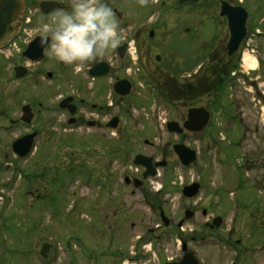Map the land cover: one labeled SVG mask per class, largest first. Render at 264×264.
<instances>
[{"label":"rangeland","instance_id":"1","mask_svg":"<svg viewBox=\"0 0 264 264\" xmlns=\"http://www.w3.org/2000/svg\"><path fill=\"white\" fill-rule=\"evenodd\" d=\"M250 4L253 5L252 1ZM252 5L248 20L249 36L241 58L244 53H250L256 61V70L249 76L238 74L237 79L228 82L220 93V99L211 91L204 101V105L208 104L207 110L212 113L218 110L215 107L217 99L225 110L243 118L240 144L235 145L233 141L219 143L218 138L221 137L215 127L201 137L196 134L180 137L170 134L162 121L177 118L172 111L176 102L152 92L151 87L143 88L137 99L141 108L138 110L137 131H125L120 135L87 130L63 132L61 160L55 165L57 181L50 185L52 196L39 202L44 207L39 222L24 228L17 227L25 220V213H6L10 230L3 234L0 249L3 256L9 258L8 263L70 264V260H74L77 262L74 264H124L126 261L130 264H163L168 258H181L182 244L187 242V236L193 230L199 237L206 238L195 244L196 250L189 248L202 261L201 264H231L236 257L233 249L239 240L248 249L245 254H242L243 250H238L241 256L237 264H264V228H254L248 239L245 234L240 236L253 218L251 220L250 215L242 212V207L236 206L237 201L252 204V207L255 204L264 205V22L261 23L264 1H255ZM218 9V0H204L192 12L207 13L211 17ZM221 34L225 35L224 29ZM8 77L7 62L4 60L0 65V113L11 108ZM192 92L198 91L192 87ZM218 118L221 116L213 114V126ZM2 119L5 117L0 119V125H7L8 122H1ZM255 127L260 129L258 135L255 134ZM230 131L226 130L225 134L230 135ZM15 135H19V131L0 128V147ZM118 137H121L119 144ZM146 140L155 142L156 146L146 145ZM177 142L197 152V161L191 168L180 166L173 152V144ZM138 154L153 156L159 161L164 159L168 163L166 168L159 170L158 179L148 182L147 194L124 186L123 178L119 180L117 175L120 172L121 176L136 177L138 173L133 161ZM234 158L240 161L241 173H245L246 178L240 192L229 194L223 188L224 164L234 162ZM113 168L116 169V177L110 187L117 188L119 197H114L121 200L119 225L110 223L114 217H105L107 198L101 196L108 187L100 178L105 169L110 171ZM7 176L3 174L2 178ZM193 182L199 183L201 190L196 199L187 200L182 196V189ZM160 186L161 191L157 194L155 188ZM19 190L22 191V188ZM133 191L135 195H132ZM195 204H198L195 208L197 214L186 220L183 229H178V224L186 219L185 213L194 210ZM161 210L170 220L166 228L160 220ZM97 211L101 212L100 216ZM203 211L207 213L206 217L202 216ZM256 214L262 217L263 212L258 210ZM217 216L224 219V225L220 230L211 232L205 223ZM160 225L162 227L158 229ZM231 228L233 233L230 236L227 232ZM51 239L55 246L54 258L41 262V257H35L34 252H39L42 242ZM150 245L151 251L147 252ZM106 254L107 257H104Z\"/></svg>","mask_w":264,"mask_h":264},{"label":"flooded vegetation","instance_id":"2","mask_svg":"<svg viewBox=\"0 0 264 264\" xmlns=\"http://www.w3.org/2000/svg\"><path fill=\"white\" fill-rule=\"evenodd\" d=\"M203 1L199 4L188 1L181 5L179 0H104L112 7L119 28L123 30L124 39L116 48L109 50L104 56L96 57L80 72L74 73L72 66L64 65L47 55L45 48L40 45L37 32L45 18L61 7L67 9L70 0H57L47 6L46 4L50 3L47 0H23L24 7L18 18L16 31L6 47L7 56L0 52V65L4 60L7 62L11 106L7 112L0 113V119L5 117L1 122L5 120L9 124H2L0 128L19 131V135H15L10 142L6 141L4 146L0 147V241L3 234L10 230L6 214L10 211L25 213V220L19 222L17 227L24 228L39 222L44 208L39 202L52 196L50 185L57 181L55 165L61 160L63 132L87 130L92 133H111V130L115 129V133L120 135L125 131H137L138 110L141 109L137 99L141 90L149 87L152 92L155 91L158 95L176 102L172 111L177 114V118L170 121H175L182 127L189 110L208 106L204 105L205 98L210 96L209 92H217L216 85H226L237 79L238 74L250 75L251 72H246L239 61L249 36L250 3L252 1L254 5L255 1L264 0H218L219 9L211 17L207 13L192 12L193 9L199 8ZM222 2L234 8L242 7L248 14L247 38L232 56L228 55L227 50L230 30L227 18L221 16ZM189 22L195 24L190 25ZM263 22L264 18L261 19V23ZM223 29L225 35L221 34ZM175 34L177 39L174 42V50H171L169 45L174 41ZM196 61L198 65L192 74L175 75L180 72L187 74L191 63ZM192 87L198 92H192ZM221 91L222 89L217 92L219 97L220 93H223ZM216 108L218 110L214 113L209 110L210 123L199 136L215 127L221 137L218 138L219 143L233 141L235 145H239L243 118L225 110L221 103H218ZM213 114L221 116L215 126ZM228 129L231 130L230 135L225 134ZM259 132L260 129L255 127V134L258 135ZM186 135L191 134L184 131L178 136ZM26 136H33L31 148L26 157H21L14 152L12 145L17 139ZM117 141V144L119 141L121 143V137H118ZM147 145L153 148L156 143L148 141ZM119 154H122L121 150ZM153 160L154 163L159 161L154 157ZM234 162L240 176L237 189L240 192L246 174L240 172L238 158H234ZM106 170L100 178L108 187V190H104L105 194H101L103 199L107 198L108 210L105 217H114L110 223L119 225L117 223L121 218V200L114 197H119L117 188L110 187L116 177V169ZM143 172L138 171V175L130 179L141 180L140 188L136 190L147 194L149 180L144 179ZM3 174L8 176L2 178ZM117 175L119 180L120 177L123 178L124 186L134 188L133 183L124 180L127 177L125 174L121 176L119 172ZM46 184H49V187H46ZM20 188L22 191L19 192L22 193L19 194ZM132 195H135L134 191ZM240 202L237 201L236 206L242 207V212L250 215L251 220L253 218L246 231L243 229L240 233V236L245 234L248 239L254 228H264V205L255 204L252 207V204ZM110 207L113 208L109 210ZM197 207L198 204L193 206L192 218L197 214ZM258 210L263 212L262 217L256 214ZM100 213L96 212L98 216ZM202 216L206 217L207 213L203 211ZM223 225L224 219L219 227L213 225V220L205 223V227L211 232L220 230ZM182 226L177 228L181 229ZM161 227L160 225L158 229ZM191 233L185 242L187 252H190L191 247L196 250L195 244L206 240L193 230ZM227 233L231 236L232 228ZM236 244L233 252L239 260L241 253L238 250H243L242 254H245L248 247L246 248L240 240ZM44 247L46 252L42 257L40 251ZM54 248L52 239L45 240L39 245V252H34V256H40V261L46 263L54 258ZM131 254L137 256V253ZM120 255L124 256L123 253ZM135 256L130 259L134 260ZM104 257H107V254ZM8 261L9 258H5L0 249V264H11ZM69 263L77 262L70 260Z\"/></svg>","mask_w":264,"mask_h":264},{"label":"water","instance_id":"3","mask_svg":"<svg viewBox=\"0 0 264 264\" xmlns=\"http://www.w3.org/2000/svg\"><path fill=\"white\" fill-rule=\"evenodd\" d=\"M191 1L193 3H199L200 0H180L181 5ZM52 3L46 4L50 5ZM23 9V0H0V49L9 41L13 33L16 31V25L18 18ZM221 16H225L228 19L229 29H230V40L227 46L228 55H234L242 41L245 39L246 33V20L247 13L243 8H233L226 3H222ZM189 24L193 25L194 22ZM177 39V34L174 35V41L169 45L170 49H174V42ZM198 63H192L190 71L192 72ZM190 72V73H191ZM185 72L176 73L177 76H183ZM210 121V114L203 108L192 109L188 112L187 121L184 124V128L191 133H201L207 127ZM168 130L171 133L181 134L182 129L179 128L178 124L175 122L168 124ZM33 136L23 137L17 140L13 144V150L21 157H26L30 152L31 141ZM174 152L177 154L180 164L183 167L192 166L197 159L196 152L189 149L184 145H175ZM134 165L145 168L144 178L155 179L158 176L157 168L166 166V162H160L153 164V159L151 157H146L143 155L136 156L134 160ZM129 180L128 178L126 179ZM239 175L232 163L225 164V185L224 188L230 192L235 191L238 188ZM136 188H139L141 183L138 180L134 181ZM200 185L193 184L187 186L183 190V195L189 199L196 197L199 193ZM162 219L165 225H168V220L164 217L162 213ZM191 213L187 212L186 217L190 218ZM220 218L214 221L216 226L220 225ZM186 250V248L184 247ZM45 247L42 250V255H45ZM166 264H199L197 258L192 253H186L179 261L168 262Z\"/></svg>","mask_w":264,"mask_h":264},{"label":"clouds","instance_id":"4","mask_svg":"<svg viewBox=\"0 0 264 264\" xmlns=\"http://www.w3.org/2000/svg\"><path fill=\"white\" fill-rule=\"evenodd\" d=\"M37 32L47 55L72 66L74 73L124 39L112 7L104 0H70L67 9L61 7L45 18Z\"/></svg>","mask_w":264,"mask_h":264},{"label":"bare ground","instance_id":"5","mask_svg":"<svg viewBox=\"0 0 264 264\" xmlns=\"http://www.w3.org/2000/svg\"><path fill=\"white\" fill-rule=\"evenodd\" d=\"M244 64H245V67H248L250 70H255L256 69V61L252 58V56L247 53L245 54L244 56Z\"/></svg>","mask_w":264,"mask_h":264}]
</instances>
